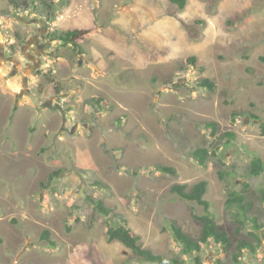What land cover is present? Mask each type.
I'll return each instance as SVG.
<instances>
[{"label":"rangeland","instance_id":"1","mask_svg":"<svg viewBox=\"0 0 264 264\" xmlns=\"http://www.w3.org/2000/svg\"><path fill=\"white\" fill-rule=\"evenodd\" d=\"M11 1L0 0V264H150L107 241L121 218L146 249L198 264L171 224L197 237L206 213L233 248L204 245L201 264H264V244L234 259L252 220L264 233V170L250 173L256 158L264 168V0H52L50 22ZM71 29L89 30L78 48L52 42ZM198 148L217 157L201 167ZM200 181L208 211L171 192ZM228 190L245 191L246 227Z\"/></svg>","mask_w":264,"mask_h":264},{"label":"trees","instance_id":"2","mask_svg":"<svg viewBox=\"0 0 264 264\" xmlns=\"http://www.w3.org/2000/svg\"><path fill=\"white\" fill-rule=\"evenodd\" d=\"M172 4L177 5L180 9H183L186 6V0H169ZM13 8L19 10H33L34 13L40 15L41 17L46 18L49 22L54 21L56 18V4L52 0H13L11 1ZM89 34L87 29H71L65 32H53L51 37L53 41H59L62 45H69L73 49L79 47L80 41L83 40ZM264 62V57L260 58ZM189 63L191 65L196 64V58H189ZM199 86L207 88L210 91H213L215 84L208 78L201 79ZM96 102H100L96 100ZM209 127L216 129V124H207ZM213 157H217L215 151L210 152L206 148H198L192 152V158L195 162L201 166L206 167L207 163ZM263 163L260 158H256L251 163L250 173L252 176H258L263 172ZM159 171L175 175L176 172L173 168L161 167ZM59 172L51 175L48 182L50 183L53 180V176H57ZM208 191V183L206 181H200L197 184L193 185L191 188H188L186 185L176 184L171 188V192L179 197V199L196 203L201 205L208 211L209 204L204 199ZM261 199L264 202V190L260 193ZM94 209L99 212L101 215L110 218L112 216V210L107 208L101 200H92L91 201ZM227 208L237 209V221L241 226L246 227L244 220H246L247 213L250 212V204L247 201L245 191H236L228 190V198L226 202ZM196 222L200 225V232L197 237H194L190 234H187L183 229L176 223L171 224L172 233L175 241L181 246L182 255L193 256L196 255V261L198 264H201L198 254L202 250V246L208 245L211 242L222 247V250L228 252L233 248V241L231 236L225 231L209 214L204 215H195ZM120 222L116 225H111L108 223L106 237L108 242H119L139 259L144 260L150 264H186V261L181 257H173L170 259H165L164 257L155 254L149 249H146L142 243L141 238L136 235L127 225L124 219H120ZM252 223L255 227L254 231L251 230L248 235L251 239H245L239 241L238 245L235 247L237 252H234V259L238 260V257L241 256L243 251H250L253 254L256 253L255 243L262 246L264 244V233L259 234L257 231L260 229V226L256 225V221L252 220ZM42 240H46L50 245L54 246L55 242L50 238V232L48 230L44 231ZM238 255V257H237ZM217 264H223L218 261Z\"/></svg>","mask_w":264,"mask_h":264},{"label":"water","instance_id":"3","mask_svg":"<svg viewBox=\"0 0 264 264\" xmlns=\"http://www.w3.org/2000/svg\"><path fill=\"white\" fill-rule=\"evenodd\" d=\"M0 37H1V33H0Z\"/></svg>","mask_w":264,"mask_h":264}]
</instances>
